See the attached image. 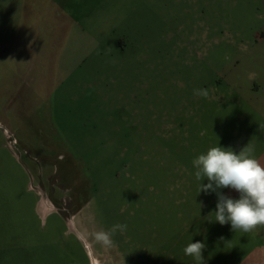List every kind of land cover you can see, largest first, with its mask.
<instances>
[{
	"label": "rangeland",
	"instance_id": "374dc122",
	"mask_svg": "<svg viewBox=\"0 0 264 264\" xmlns=\"http://www.w3.org/2000/svg\"><path fill=\"white\" fill-rule=\"evenodd\" d=\"M19 15L0 39V264H196L197 241L205 264H264V226L215 222L192 164L250 143L264 165V0H23Z\"/></svg>",
	"mask_w": 264,
	"mask_h": 264
},
{
	"label": "clouds",
	"instance_id": "9594fccd",
	"mask_svg": "<svg viewBox=\"0 0 264 264\" xmlns=\"http://www.w3.org/2000/svg\"><path fill=\"white\" fill-rule=\"evenodd\" d=\"M194 94L207 97V89L194 90ZM253 147L249 143L239 153L231 148L219 146L209 148L206 153L193 159L195 177L201 181L199 193H217L215 222L230 224L233 232H251L257 226H264V165L253 156ZM207 180L208 182L202 183ZM235 190L238 198L224 195L221 189ZM126 224H116L109 233H96V239L112 244L110 236L117 230L126 231ZM206 244L200 241L190 242L183 252L191 256L196 264H205L203 251Z\"/></svg>",
	"mask_w": 264,
	"mask_h": 264
},
{
	"label": "crops",
	"instance_id": "0c3cea01",
	"mask_svg": "<svg viewBox=\"0 0 264 264\" xmlns=\"http://www.w3.org/2000/svg\"><path fill=\"white\" fill-rule=\"evenodd\" d=\"M28 2V0H26ZM23 4V0H0V14L10 13L8 18L2 17L0 18V39H6L11 37L10 31L15 34V29L17 23L19 27L21 7ZM32 11V7L30 10V5L27 4V12ZM23 31L21 33L22 39L30 38V28H34V22L30 24V17L27 18V22L23 27ZM10 34V35H9ZM18 33L17 36H19Z\"/></svg>",
	"mask_w": 264,
	"mask_h": 264
},
{
	"label": "bare ground",
	"instance_id": "6f19581e",
	"mask_svg": "<svg viewBox=\"0 0 264 264\" xmlns=\"http://www.w3.org/2000/svg\"><path fill=\"white\" fill-rule=\"evenodd\" d=\"M93 257H94V256H93ZM96 262H97V261H96V260H94V261H93V264H96Z\"/></svg>",
	"mask_w": 264,
	"mask_h": 264
}]
</instances>
